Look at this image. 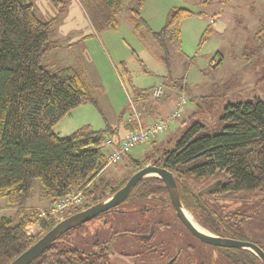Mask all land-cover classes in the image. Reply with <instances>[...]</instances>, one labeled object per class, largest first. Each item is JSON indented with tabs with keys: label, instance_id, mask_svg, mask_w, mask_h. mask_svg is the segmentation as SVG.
<instances>
[{
	"label": "trees",
	"instance_id": "1",
	"mask_svg": "<svg viewBox=\"0 0 264 264\" xmlns=\"http://www.w3.org/2000/svg\"><path fill=\"white\" fill-rule=\"evenodd\" d=\"M125 2L104 0L113 22L110 25L117 27L114 17L123 11ZM52 3L59 13L63 11L64 2ZM141 5L139 0L133 15H137ZM193 15L184 8L172 10L163 26L151 32L152 39L163 51L167 45L181 51V23ZM53 25L54 20L37 17L26 0H0V198L16 208L12 217H0V264H9L57 223L49 213L60 199L78 192L83 198L81 206L65 210L62 218H66L106 200L129 178L117 187H100L99 174L106 167L109 152L105 142L110 139L116 148L122 141L116 128L107 125L93 131L85 126L65 137L53 132L65 116L82 105L91 104L99 110L75 70L66 67L51 72L43 65L50 49L57 46L52 40ZM263 30L254 35V41ZM163 55L166 62L167 56ZM219 62L211 69L215 70ZM171 85L177 88L178 98L181 93L185 96L186 87L181 82ZM256 85L264 91V75L256 80ZM152 90L140 95L150 97ZM218 120L226 123L218 127L220 132H213L197 120L182 122L167 145L151 152L143 164L156 160L172 173L183 209L201 228L214 236L248 241L238 231L250 218L240 204L264 205V101L253 97L229 102ZM129 125L130 131L136 128L134 121ZM133 166L138 169L143 165L134 161ZM192 180L208 182L194 190ZM36 181L41 185L40 196L50 203L44 212L24 210ZM217 181L220 183L216 188L199 194ZM165 198L162 182L146 177L130 191L123 205L130 202L128 205L133 207L122 214L141 215L145 207L150 209L165 202ZM237 203L240 204L234 205ZM31 225H37L39 232L30 234L27 229ZM76 229L60 236L30 264H111L97 253L86 255L71 240H62ZM213 248H217L225 264H262L245 249ZM217 263L215 259L207 262Z\"/></svg>",
	"mask_w": 264,
	"mask_h": 264
},
{
	"label": "rangeland",
	"instance_id": "2",
	"mask_svg": "<svg viewBox=\"0 0 264 264\" xmlns=\"http://www.w3.org/2000/svg\"><path fill=\"white\" fill-rule=\"evenodd\" d=\"M26 1L32 4L41 20H54L52 40L57 46L50 49L43 65L51 72L66 67L75 70L99 106L98 110L85 104L72 110L53 128L58 137L68 136L85 126L99 131L108 125L117 129V137L121 139L126 120L134 121V113L142 118L140 105H144L143 113L150 111L152 118L161 116L155 109L157 99L140 95L141 92L163 86L164 96L174 81L186 87V105L181 116L152 140L133 147L116 163L107 165L99 174L100 187L106 184L109 189L117 187L130 177L136 171L133 162L144 165L151 152L162 144L167 145L182 122L197 120L214 129L213 132H220L218 127L226 123L221 124L218 119L227 103L253 97L264 101V91L256 85V80L264 75V45L258 43H264V30L257 41L253 39L264 29V0H142L137 15L132 10L137 11L139 0H126L123 11L114 17L117 27L110 25L113 22L109 20L104 0H60L65 3L61 13L52 0ZM176 8L187 9L195 15L181 23V51L176 52L169 45L163 51L152 39L151 32L158 31L168 13ZM163 54L167 56L166 62ZM216 61H220L219 66L211 69ZM175 95L178 96L177 90ZM139 97L144 100L138 102ZM207 182L192 180L191 187L199 190ZM40 190L41 185L36 181L24 205L25 211L49 210L50 203L40 196ZM125 205L126 211L133 207ZM240 207L250 218L238 228L239 233L264 250V205L248 203ZM15 211L16 208L7 206L0 198V217H12ZM64 213L53 215L54 220ZM125 216L122 215L121 221L132 222L129 214ZM27 230L36 234L40 229L31 225ZM62 240H71L81 252H91L95 230L88 225ZM125 240L129 241L126 244L131 243L130 239ZM131 261L142 264L139 258Z\"/></svg>",
	"mask_w": 264,
	"mask_h": 264
},
{
	"label": "flooded vegetation",
	"instance_id": "3",
	"mask_svg": "<svg viewBox=\"0 0 264 264\" xmlns=\"http://www.w3.org/2000/svg\"><path fill=\"white\" fill-rule=\"evenodd\" d=\"M146 165L164 168L156 160H150ZM141 168L136 169V171ZM125 204L127 206L130 202ZM122 206L124 207V205ZM120 207L119 204L99 214L91 221L78 226L75 231H80L91 222L89 226L95 230V241L92 244L93 252L82 251L83 253L86 255L97 253L111 264H116V261H122L124 264H141L131 261L133 258H139L142 260V264H207L208 260L211 259L218 260L217 264H225L219 256L217 248H213L215 246L199 240L180 221L169 201L167 191L165 202L162 201L150 209L145 207V212L141 215H129L132 222L121 221L122 213L126 209ZM127 217L128 215L124 218ZM116 220L120 222L116 224L114 222ZM191 223L196 225L195 227H199V231L211 234L197 225L193 218ZM221 238L243 241L232 237ZM125 239H130L131 243L126 244L129 241ZM257 259L259 260L258 257Z\"/></svg>",
	"mask_w": 264,
	"mask_h": 264
},
{
	"label": "water",
	"instance_id": "4",
	"mask_svg": "<svg viewBox=\"0 0 264 264\" xmlns=\"http://www.w3.org/2000/svg\"><path fill=\"white\" fill-rule=\"evenodd\" d=\"M151 174L155 175L156 178L162 181L167 191L169 201L172 207L174 208L178 218L195 237H197L202 242L215 247L238 248L248 250L253 253L256 257H258L259 260L264 264V252L254 243L216 237L211 234H206L201 230L199 231V229L191 223L187 215L185 216L186 212L182 207L179 193L177 190L176 181L172 173L165 168H159L153 165H146L141 169L137 170L128 178L126 183L118 191H116L106 200L93 204L86 209H83L66 218L58 220L57 223L49 231L42 235L33 245H31L28 249L22 252L9 264H30L48 246H50V244L55 242L60 236H62L66 232L91 221L99 214L121 204L127 198L132 188L144 177H147ZM219 183L220 182L217 181L208 185L207 187L200 190L199 194L202 195L213 190L219 185Z\"/></svg>",
	"mask_w": 264,
	"mask_h": 264
},
{
	"label": "built area",
	"instance_id": "5",
	"mask_svg": "<svg viewBox=\"0 0 264 264\" xmlns=\"http://www.w3.org/2000/svg\"><path fill=\"white\" fill-rule=\"evenodd\" d=\"M164 93V88L158 86L153 88L150 98L159 99ZM186 105V98L184 94H180L178 101L174 110L163 120H159L153 124H149L146 127L141 126L137 115L135 114V124L136 128L133 131L128 132V134L122 139L118 147H113L110 139L105 142V148L109 150L106 166L116 163L123 156L127 155L129 151L142 143L148 142L156 137L157 134L163 132L168 127L172 126L173 123L178 119L182 112L184 111ZM83 203V198L81 192L71 194L63 199H60L53 207L49 214L56 215L64 212L70 207H78ZM61 217H57L59 220Z\"/></svg>",
	"mask_w": 264,
	"mask_h": 264
},
{
	"label": "crops",
	"instance_id": "6",
	"mask_svg": "<svg viewBox=\"0 0 264 264\" xmlns=\"http://www.w3.org/2000/svg\"><path fill=\"white\" fill-rule=\"evenodd\" d=\"M176 90L177 88L172 86L171 83L169 84L168 86V93L165 92V95L162 96L160 99H157L158 101V104H157V107L155 109H157V113L160 112L161 113V116L159 117V114L156 118H152L150 116V111L147 112V113H143V109H144V105H140V109H139V112L141 113V117L140 118V115L138 113H134L137 115L138 117V120L141 124V126L143 127H146L148 126L149 124H153L159 120H163L164 118H166L168 115H170V113L174 110L175 106H176V102L178 100V96L176 97L175 93H176ZM150 98V97H149ZM144 100V98H141L139 97L138 98V102ZM133 122L132 119L128 118L126 120V123L124 125V133L122 135V138L123 139L127 134L128 132H130V123ZM135 122V120H134ZM129 126V127H128Z\"/></svg>",
	"mask_w": 264,
	"mask_h": 264
},
{
	"label": "bare ground",
	"instance_id": "7",
	"mask_svg": "<svg viewBox=\"0 0 264 264\" xmlns=\"http://www.w3.org/2000/svg\"><path fill=\"white\" fill-rule=\"evenodd\" d=\"M185 216H186V214H185ZM188 217V216H187Z\"/></svg>",
	"mask_w": 264,
	"mask_h": 264
}]
</instances>
